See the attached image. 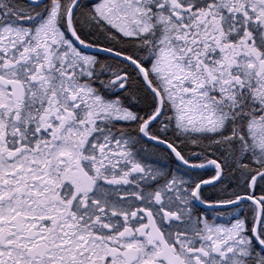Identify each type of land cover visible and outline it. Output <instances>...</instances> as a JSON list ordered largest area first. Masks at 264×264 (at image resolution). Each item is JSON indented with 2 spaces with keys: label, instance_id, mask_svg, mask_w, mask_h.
<instances>
[{
  "label": "snow or ice",
  "instance_id": "obj_1",
  "mask_svg": "<svg viewBox=\"0 0 264 264\" xmlns=\"http://www.w3.org/2000/svg\"><path fill=\"white\" fill-rule=\"evenodd\" d=\"M0 264H264V0H0Z\"/></svg>",
  "mask_w": 264,
  "mask_h": 264
}]
</instances>
